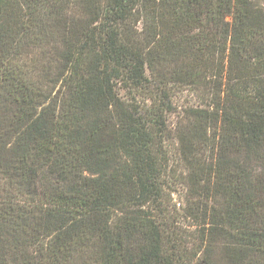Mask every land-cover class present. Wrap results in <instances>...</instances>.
Instances as JSON below:
<instances>
[{
	"label": "trees",
	"instance_id": "16d2710c",
	"mask_svg": "<svg viewBox=\"0 0 264 264\" xmlns=\"http://www.w3.org/2000/svg\"><path fill=\"white\" fill-rule=\"evenodd\" d=\"M0 264H264V0H0Z\"/></svg>",
	"mask_w": 264,
	"mask_h": 264
},
{
	"label": "rangeland",
	"instance_id": "374dc122",
	"mask_svg": "<svg viewBox=\"0 0 264 264\" xmlns=\"http://www.w3.org/2000/svg\"><path fill=\"white\" fill-rule=\"evenodd\" d=\"M173 150H174V148L173 149H169V157L170 158H172L173 157V155H174V153H173ZM172 199H173V203H177L178 201H181V194H173L172 195ZM178 205L179 204H177V207H178Z\"/></svg>",
	"mask_w": 264,
	"mask_h": 264
}]
</instances>
